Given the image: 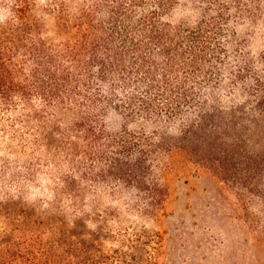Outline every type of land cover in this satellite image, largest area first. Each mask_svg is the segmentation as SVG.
<instances>
[{"label": "trees", "instance_id": "16d2710c", "mask_svg": "<svg viewBox=\"0 0 264 264\" xmlns=\"http://www.w3.org/2000/svg\"><path fill=\"white\" fill-rule=\"evenodd\" d=\"M36 1L11 0L0 21V149H45L47 169L84 156V178L142 190L152 205L162 197V160L186 152L264 203V52L254 58L246 48L264 0H194L203 18L192 27L165 20L181 0H51L57 45L44 38ZM111 109L180 133L107 134L100 122ZM40 163L13 179L31 181ZM1 192L0 264H135L119 239L115 256L95 244L79 258L75 234L60 242L19 231L26 212L13 215Z\"/></svg>", "mask_w": 264, "mask_h": 264}, {"label": "rangeland", "instance_id": "374dc122", "mask_svg": "<svg viewBox=\"0 0 264 264\" xmlns=\"http://www.w3.org/2000/svg\"><path fill=\"white\" fill-rule=\"evenodd\" d=\"M10 1L0 0V21ZM51 2L37 0L36 15L44 22L45 40L57 45L63 42V36L54 31V14L47 11ZM76 6L72 4V10ZM198 7L194 0H181L165 20L192 27L203 18ZM237 32L242 35L245 28L239 27ZM246 48L254 58L264 52V5ZM217 94L225 106L230 104L225 88ZM100 124L107 134H148L156 129L170 136L180 133L179 126L161 127L128 119L112 109L102 116ZM14 148L9 150L5 145L0 149V202L5 203L1 192L5 191L13 198L8 206L14 208L12 214L26 212L23 216L27 219L13 225L19 231L27 229L35 238L60 242L75 234L72 239L82 242V252L74 253L79 258L84 247L95 244L98 250L101 246L103 253L115 256L121 249L116 241L119 239L128 246V258L135 264H264V203L242 191L233 178L216 176L186 152L162 160L167 165L158 186L162 197L159 204L152 205L142 190L109 179L84 178V168L89 166L84 156L47 169L43 167L50 156L45 149L33 154L31 149L22 151L19 144ZM38 160L41 163L31 181L13 179L24 176L28 163L37 164ZM66 176L75 180L78 196L65 189ZM7 224L0 216V238ZM50 224L53 227L47 230ZM98 235L105 239H96Z\"/></svg>", "mask_w": 264, "mask_h": 264}]
</instances>
